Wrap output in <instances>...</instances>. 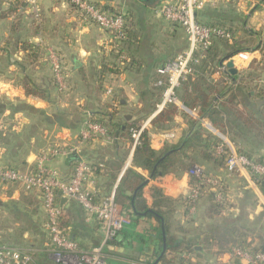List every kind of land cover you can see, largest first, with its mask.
<instances>
[{
  "label": "crops",
  "instance_id": "crops-1",
  "mask_svg": "<svg viewBox=\"0 0 264 264\" xmlns=\"http://www.w3.org/2000/svg\"><path fill=\"white\" fill-rule=\"evenodd\" d=\"M89 1L124 12L131 22L129 28L133 32V38L129 37L116 47L106 32L97 24L83 20L65 0H40L38 17L33 11L25 9V2L21 20L16 14L2 18V12L16 0H0V123L4 122V125H7L4 126L6 129H0V139L4 140L0 143V164L3 163L5 166L23 164L28 167L35 163L38 154L49 144H76L86 119L91 117L108 129V136L81 144L83 156L105 170L101 173L95 172L90 184V189L96 196L102 198L108 195L115 186L117 188L122 184L129 169L136 170L146 178L143 196L147 204L150 206L157 204L170 210L171 221L185 229V232L175 231L178 239L197 243L204 250L202 254L205 255L203 256L205 259L226 261L230 257V252L219 256L214 249H206L202 236L208 229L231 222L230 217L233 214L238 219L242 214V206L236 207L237 204H233V198L230 197L232 205H228L224 215L209 217L206 209L212 199L209 195H204L197 210L190 213L184 201L190 187L188 174L173 172L152 178L147 170L135 164L132 142L120 130L129 123L146 124L145 130L148 131L151 146L156 150L177 144L192 133L191 119H197L208 130L210 133L208 142L218 140L220 143L222 136L228 138L208 119L199 118L195 109H189L185 105L187 109L178 106L179 112L171 119L152 124L160 112L156 110L161 100V97L157 96L159 89L156 86V81L160 77L158 68L178 55L170 59L159 58L153 44L154 32L161 31L172 38L174 29H177L163 18L161 21L152 19L155 13L161 15L157 10L168 0ZM218 3L217 0L209 1L198 11L199 14L197 12V16L200 17L209 7L223 12L228 10ZM231 3L233 12L230 15L235 18L236 27H238L236 20L245 17L246 25L253 26L256 31L264 30V0H238ZM201 17L206 21H215L208 15L202 14ZM146 25L152 26L153 30L152 33L143 35L142 30ZM239 33L240 31L235 33L237 38ZM24 42L38 47L37 59L30 55L31 52L22 49ZM187 48L186 38V50ZM49 50H55L67 65L69 91L66 94L60 93L53 81L52 66L48 59ZM252 56L257 58L262 54L257 50L245 60L249 58L251 61ZM232 58L236 61L240 59L237 55ZM237 64L235 67L238 73L242 67L239 68ZM106 65L118 71L106 70L104 69ZM227 74L231 73L220 69L214 72L211 78L214 82L232 85ZM25 77L39 87L45 98L40 99L26 94L23 88ZM108 89H111L112 93L107 94ZM182 90L183 86H180L177 92L179 98ZM180 103L182 104L181 101ZM13 138L27 140L32 145L21 154V144L13 145L10 142ZM36 140L42 141V144L40 146L33 144ZM194 150L189 149L188 154H193ZM201 162L206 171L219 177L227 187H236L237 202L248 207L249 204L259 201L264 206V188L254 186L241 174L229 173L219 164L204 160ZM50 163L66 178L74 171L69 156H58ZM154 188H159L160 193L157 194ZM248 189H251L255 197H247ZM17 194L13 192L12 195L6 194L1 197L0 205L3 206L5 200L18 202ZM40 199L43 205L42 196ZM59 203L68 217L69 227L66 228V232L69 236L86 250L99 245L103 239L99 222L88 218L82 206L76 201L62 198ZM129 204L125 201L119 206L130 222L119 233L117 243L109 242L103 248L102 256L114 264H153L159 246L161 224L151 217H132ZM249 239L256 241L251 236ZM36 250L38 251L36 254L29 252L33 255V264H60L53 259L52 249L48 243L45 242ZM191 254L195 261L202 260L197 252ZM172 256L173 254H169L168 258Z\"/></svg>",
  "mask_w": 264,
  "mask_h": 264
},
{
  "label": "built area",
  "instance_id": "built-area-1",
  "mask_svg": "<svg viewBox=\"0 0 264 264\" xmlns=\"http://www.w3.org/2000/svg\"><path fill=\"white\" fill-rule=\"evenodd\" d=\"M211 0H168L164 1L157 10L166 21L175 27H180L186 34L189 46L186 51L179 53L170 61L158 68L160 75L156 86L162 88V97L156 110L161 111L166 105L175 104L187 109L180 103L178 89L187 76L194 73V65L199 64L204 52L212 46L214 38L221 37L232 41L235 34L226 28L203 24L197 19V12ZM213 1V0H212ZM236 2L238 0H227ZM26 8L39 16L40 0H25ZM73 10L85 21L97 24L106 32L116 47L128 40L127 16L124 12L108 10L89 0H65ZM252 53V52H251ZM250 52L237 54L240 59H246ZM48 58L52 66L53 81L60 93L69 91V73L65 61L55 50H49ZM255 57H252V59ZM259 61L264 65V55ZM234 60V59H233ZM237 64V61L234 60ZM238 65V64H237ZM221 70H228L224 62ZM111 89L107 90L110 94ZM190 112H192L190 110ZM146 124L137 125L130 129L132 150L141 144L142 133ZM108 136V129L102 123L87 118L80 131V136L74 145L49 144L41 150L33 165L25 170L16 169L0 164V184L20 185L25 191L38 192L42 196L47 213L46 229L52 248L53 259L60 264H114L102 256L103 248L118 236L130 219L120 209L116 201V186L106 196L98 198L90 189L95 174V165L81 153V144L93 139ZM216 152L225 156L227 171L231 174H241L254 186H260L264 180V162H260L238 150L224 136L216 146ZM75 155L78 159L73 173L69 178L64 177L58 168L50 162L58 156ZM190 174L198 180L190 185L185 197L186 208L193 213L197 210L205 191L213 194L214 201L230 205L227 185L216 175L207 173L204 166L194 165ZM78 202L86 216L96 219L103 231L100 244L86 250L69 236L66 229L60 227L62 207L59 198ZM229 207V206H227ZM184 264H264V249L233 247L229 259H203L195 261L191 253L182 254ZM0 264H33L32 255L9 244L0 243Z\"/></svg>",
  "mask_w": 264,
  "mask_h": 264
},
{
  "label": "trees",
  "instance_id": "trees-1",
  "mask_svg": "<svg viewBox=\"0 0 264 264\" xmlns=\"http://www.w3.org/2000/svg\"><path fill=\"white\" fill-rule=\"evenodd\" d=\"M217 1H219L218 4H220L221 7H227L228 10L223 12L210 7L206 8L202 14L208 15L215 21L204 20V18L201 17L202 14L200 17L197 16L198 21L203 24L224 27L233 34L242 29L240 31L241 33L243 31L248 36L252 38L255 37L257 42L253 47H244L241 45L239 37L237 38L236 34L232 45L228 44L229 40L227 39L221 37L214 38L212 46L204 52L200 63L194 65L195 72L182 81L181 86H183V90L179 99L182 104L189 109H195L199 118L208 119L218 131L228 136L235 144L236 141L247 140L249 135L253 137L257 143L261 142L264 144V88L258 89L259 86L256 84V78L260 74H254L258 71V67L262 66L259 63V65L253 64L250 68L239 71L235 76L227 74L232 85L234 84L233 86L231 84L214 82L211 78L214 72L220 70L224 62H227V60L240 52L259 50L261 54L264 55V33L261 34L260 32H253L247 29L245 17L236 20L238 27L240 26L241 29L239 31L232 30V26L235 27V18L230 15L233 12V4L227 0ZM102 7L108 10L119 11L116 8ZM23 8H25V2L23 0H16L14 4L10 5L2 12L1 17L7 18L16 14V17L21 20ZM220 13L222 15H220ZM128 22L129 28L131 22L130 20H128ZM33 23L37 24V22ZM129 37L130 39L131 37L133 38L131 28L128 29V39ZM21 47L24 51L31 52L30 55L37 59L36 55L39 50L35 44L24 42ZM104 69L113 72L118 71V69L115 70L113 67L107 65ZM249 78L252 79L249 80ZM23 88L27 95L35 96L40 99L45 98L40 92L39 87L33 84L28 77H25L23 80ZM158 89L157 96L159 98L162 97L163 89L159 87ZM253 100L260 101L261 108L258 110L253 108L255 106ZM153 109H155L154 106ZM178 112L179 108L177 105H166L153 119L152 124L155 125L166 119H171ZM191 120L193 125L192 133L185 136L181 142L167 145L161 150H156L151 146L148 131L144 130L141 137V144L134 150L133 159L135 164L147 170L152 175V178H157L173 172L188 174L190 185L198 180L195 176L190 174V171L194 165H201V160L219 164L227 170L225 156L217 154L215 150L219 141L213 140L211 143L208 142L207 139H210V137H208L210 133L205 130L200 121L197 119ZM139 124V122L129 123L121 127L120 130L123 132V135L128 137L132 142L130 129ZM189 149H195V152L193 154H188ZM243 153L253 157L252 151ZM69 158L75 168L78 161L77 157L75 155H70ZM257 160L264 162V158H259ZM94 167L95 172L99 171L101 173L105 171L97 164H95ZM206 172L211 173L208 171ZM145 181L146 178L139 172L129 169L125 178L122 180V184L116 188L115 195L118 204L125 201L130 203V214L132 217H151L160 222V241L155 255L156 259H154L153 264H184L185 260L182 256L183 253L197 252L202 260L205 259L203 257L205 255L202 254L204 250L200 248L197 243H189L178 239L175 231L185 232V229L181 226H175L171 221L170 210L157 204H152L151 206L147 204L143 196V184ZM154 189L157 194L160 193L159 188ZM205 195H209L212 199V202L206 209V214L209 217L224 215V211H226L228 205L216 203L210 191H205ZM58 198L59 202H61V196H58ZM68 224V217L64 212V208H62L60 227L66 229L69 227ZM119 237L118 234L110 244L117 243ZM249 238L250 236L245 230L229 222L224 226H217L206 230L203 233L202 242L206 249H214L215 253L219 256L231 252L233 247L250 248L252 250L264 249V241L258 248ZM52 248L53 246L50 245V249ZM208 252L211 253L210 251ZM169 254H173V256L168 258Z\"/></svg>",
  "mask_w": 264,
  "mask_h": 264
},
{
  "label": "rangeland",
  "instance_id": "rangeland-1",
  "mask_svg": "<svg viewBox=\"0 0 264 264\" xmlns=\"http://www.w3.org/2000/svg\"><path fill=\"white\" fill-rule=\"evenodd\" d=\"M162 18L165 20L162 15H156V13L152 16V19L155 20L159 19L161 21ZM246 28L253 32L256 31L251 25H247ZM240 29V26H232V30L234 31H238ZM152 30V26L146 25L142 30V34L146 35L152 33ZM257 31H259L261 34L264 33V30L262 29ZM152 35L154 49L159 58L170 59L172 56H175L186 50L187 36H185V32L180 27L174 29L172 38H169L161 31H156ZM239 40L241 42V45L244 47H253L257 42L255 37L252 38L245 34L243 31L242 33H239ZM233 43L234 39L232 41H228V44L230 45H232ZM255 51L257 50L250 52ZM258 58L259 56L257 58H253L251 61L249 58L247 60L237 59V63L238 66H240L239 68L242 67L241 71L250 68L253 64H260L262 66H259L258 71L254 73L256 75H261L256 78V84L257 86H259L258 89H261L264 88V65L260 63ZM251 79L252 78H249V80ZM253 103H255V106L253 108L257 110L261 108L260 101L253 100ZM4 126L7 127V125H4V122H1L0 129L4 130ZM205 130L208 131L206 128ZM226 139L230 143H232V145H234L237 149H240L243 152L252 151V156L254 159L264 158V144L261 142L257 143V141H255L253 137H250V135L248 136L247 140L238 142L236 141V144L229 138L226 137ZM3 141L0 139V143H2ZM10 142H12V144L15 146L21 144V154L25 153L26 150L30 148V145H32L31 142H27V140H22L21 138H13L10 140ZM33 144H39L40 146L42 144V141L38 142L36 140ZM10 166L19 168L21 170H25L27 168V166H24L23 164H12ZM228 188L229 187H227L229 196L233 198L234 201L233 204H237L236 207L239 208L240 206H242V214L238 216V219L235 217V214H233L230 217V220H232L231 222L238 226L240 229L245 230L247 234L251 236V238L256 240H252L253 243H255V246L260 247V245L264 241V206L259 201H255L254 203L249 204V206L247 207V205H245L244 203L241 204V202H237L238 198L236 197H238V192L236 187L233 186L232 188ZM13 192L18 193V202L13 200H5L6 203H4L3 206L0 205V243L9 244L16 248H19L20 250L36 254V252H38L36 249L41 247L45 242L51 245L46 229V211L45 208H43L40 199L41 194L25 191L20 185L3 184L0 186V200H2L1 197L5 196L6 194L12 195ZM250 196L255 197L251 189H248L247 197ZM235 198L237 199V201L235 200Z\"/></svg>",
  "mask_w": 264,
  "mask_h": 264
},
{
  "label": "water",
  "instance_id": "water-1",
  "mask_svg": "<svg viewBox=\"0 0 264 264\" xmlns=\"http://www.w3.org/2000/svg\"><path fill=\"white\" fill-rule=\"evenodd\" d=\"M227 67H228V71L232 74V75H235L237 73V69L235 67V63H234V60L233 58H230L227 62ZM260 186L262 188H264V180L261 182ZM63 199H66V198H63Z\"/></svg>",
  "mask_w": 264,
  "mask_h": 264
}]
</instances>
